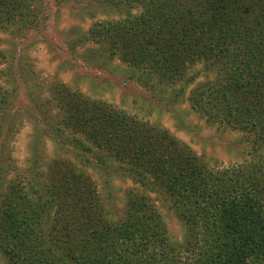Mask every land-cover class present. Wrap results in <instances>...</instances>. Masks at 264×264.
<instances>
[{
	"label": "trees",
	"instance_id": "1",
	"mask_svg": "<svg viewBox=\"0 0 264 264\" xmlns=\"http://www.w3.org/2000/svg\"><path fill=\"white\" fill-rule=\"evenodd\" d=\"M37 1L0 0V33L37 26ZM99 2L114 17L91 26L87 58L118 59L163 106L189 102L207 123L247 135L255 162L210 167L163 125L52 80L28 87L33 139L14 173L4 168L13 94L0 83L3 264H264V0ZM115 178L136 185L122 208ZM154 195L170 202L181 241Z\"/></svg>",
	"mask_w": 264,
	"mask_h": 264
},
{
	"label": "rangeland",
	"instance_id": "2",
	"mask_svg": "<svg viewBox=\"0 0 264 264\" xmlns=\"http://www.w3.org/2000/svg\"><path fill=\"white\" fill-rule=\"evenodd\" d=\"M35 6L39 10L37 26L21 32L0 33V50L6 57L0 65L3 70L0 83L13 94L14 105L10 112L9 122L13 126L8 138L9 149L4 154L5 169L16 173L28 166L29 144L34 132V109L28 87L48 85L52 80L78 88L88 97L111 104L141 120L163 125L202 156L210 167L223 169L255 162L247 135L207 123L191 111L189 102L184 101L171 109L163 106L148 89L130 79L128 66L118 59L107 67H100L87 58L86 53L95 47L94 43L84 41L91 26L98 20L114 17L112 12L109 16L100 12L98 0H38ZM198 80L203 82L205 76L201 74ZM51 146L48 143L50 153ZM12 175L13 172L6 174L7 177ZM112 185L113 201L122 208L126 195L136 185L120 178H115ZM153 197L171 237L181 241L184 227L169 209L170 202L156 195ZM3 262L0 255V264Z\"/></svg>",
	"mask_w": 264,
	"mask_h": 264
}]
</instances>
